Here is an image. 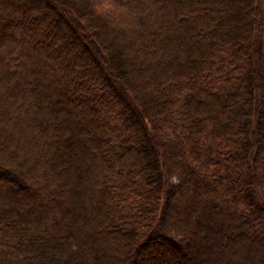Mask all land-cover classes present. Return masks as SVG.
I'll return each mask as SVG.
<instances>
[{"label":"trees","instance_id":"trees-1","mask_svg":"<svg viewBox=\"0 0 264 264\" xmlns=\"http://www.w3.org/2000/svg\"><path fill=\"white\" fill-rule=\"evenodd\" d=\"M186 240L264 264V0H0V264Z\"/></svg>","mask_w":264,"mask_h":264},{"label":"rangeland","instance_id":"rangeland-1","mask_svg":"<svg viewBox=\"0 0 264 264\" xmlns=\"http://www.w3.org/2000/svg\"><path fill=\"white\" fill-rule=\"evenodd\" d=\"M71 170H73V168ZM190 242L191 241L186 240L183 244L179 243L180 245H176V246L174 245V247L172 248L173 249L172 250L173 251V255L174 254L176 255L174 260L178 261L177 256L181 253V254L186 256V260H184V262L182 264H191L193 261H195V260L198 261L200 258L206 256L210 252L200 242H198L197 245L194 246V247L191 246ZM140 250L142 252L144 249H139V251ZM162 250H164L162 247L161 248H156V247H147L146 246L144 252H145V254H147V253H151L152 254L153 253V254H155L157 256L160 254V259H163L165 257V253H163ZM160 252H162L163 254L160 253ZM165 261L168 262V261H171V260L166 259ZM142 263H147V261H143L142 260ZM171 263L172 262H170V264ZM179 264H181V263H179Z\"/></svg>","mask_w":264,"mask_h":264}]
</instances>
